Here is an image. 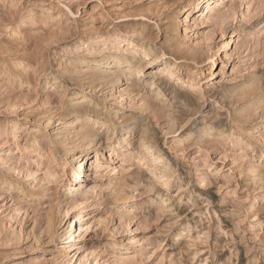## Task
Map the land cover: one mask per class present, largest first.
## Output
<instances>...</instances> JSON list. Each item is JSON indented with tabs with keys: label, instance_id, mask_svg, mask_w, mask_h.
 <instances>
[{
	"label": "rangeland",
	"instance_id": "rangeland-1",
	"mask_svg": "<svg viewBox=\"0 0 264 264\" xmlns=\"http://www.w3.org/2000/svg\"><path fill=\"white\" fill-rule=\"evenodd\" d=\"M198 1L0 0V264H264V0Z\"/></svg>",
	"mask_w": 264,
	"mask_h": 264
},
{
	"label": "bare ground",
	"instance_id": "bare-ground-1",
	"mask_svg": "<svg viewBox=\"0 0 264 264\" xmlns=\"http://www.w3.org/2000/svg\"><path fill=\"white\" fill-rule=\"evenodd\" d=\"M199 2H200V0L198 1V4L197 5H199ZM210 3H212V5H206V6H204V12H206V14H209V13H211L212 12V10H213V8H215V7H218L219 5H220V3H219V0H213L212 2H210ZM114 36V35H113ZM112 36V37H113ZM111 36H109L105 41H106V43H109V42H114V43H116L115 44V48H116V53L114 54V56H113V58L115 59V62L116 63H120V62H123V63H125V65L128 67V68H130L129 70H136V75L135 76H141L142 74H144V69H143V63L140 61V59L138 58V55H137V53H135V51H131L130 49H125V51L126 52H128V53H130L129 55L128 54H126V53H120V54H118L117 52H119V51H121L120 50V46H119V44H118V41L120 40V38L119 37H117V36H114L112 39L110 38ZM90 43H92V41L90 42ZM131 45H132V47H134V48H136V49H138L139 50V47L140 48H144L145 50H146V53L148 52V51H150L151 49H152V47H151V42H148V44L147 45H141V46H137L138 44L137 43H134V42H132V40H131V42H129ZM141 55V54H140ZM156 58L158 59V60H162L159 56H156ZM101 64V63H100ZM131 66V67H130ZM170 66L171 67H176L177 66V64H175V63H171L170 64ZM137 81H139V79L137 80ZM119 97V96H118ZM96 117V118H95ZM95 117H91V118H89V119H87V121L88 122H93L94 124H97V122H98V117L97 116H95ZM47 118V120L45 121V127L46 126H48L50 123H51V121H52V119H51V116H47L46 117ZM88 118V117H87ZM107 118H109V117H107ZM109 121V119L107 120L106 119V121H102L101 123H105V122H108ZM15 130H16V128H13V130H11L12 132H9L10 133V135H13V134H15ZM6 134H8V131H7V129L5 128V127H2V126H0V135H3V136H5ZM128 138V137H127ZM1 142H3V143H5V141H2V140H0ZM29 142L31 143L32 142V145H33V147H32V149H34V150H36L37 152L38 151H41V149H42V151H45V152H47L46 150H44L45 148H47L46 146V144L45 143H43L42 141H39L38 139H37V137H35V136H33L32 138H26L25 139V141L24 142H17V139H16V137H14L13 138V143L12 144H14V145H16V147L18 148V150H20L21 152H25L26 151V149H30L31 147H30V144H29ZM5 145H7V143L5 144ZM11 145V144H10ZM117 146V144H113V147H116ZM39 147V148H38ZM38 149V150H37ZM48 153V152H47ZM36 155H38V154H36ZM35 155V156H36ZM39 156V155H38ZM86 156H87V153H85L84 155H83V159L82 160H80V161H82L83 163L85 162V159H86ZM199 158V157H198ZM72 160L73 159H67L65 162H63L62 164H61V167L63 168V171H67V170H69V168H71V173H74V174H78V175H81L82 173H80L81 171H79V169L81 168V167H83L82 165H83V163H80L78 166H77V169L76 170H74V167L72 166ZM93 162V161H92ZM103 167V166H102ZM37 171V170H36ZM35 173H38V171L37 172H35ZM9 184H11L12 185V182H9ZM57 205V204H56ZM61 205V203H59V205H57V207H59ZM57 209V208H56ZM64 209V216H68L69 214H70V212L74 209V206H73V204H70V205H68V206H66V207H64L63 208ZM77 219V220H80L81 218L79 217V216H76V217H74V216H72L71 217V221H70V224H71V227H70V237H71V239H75V236H74V234L76 233V230H73V219ZM56 219V218H55ZM55 225H56V222H55V220H54V218H51L50 220H49V223H48V225H47V233H48V236L49 237H53V235H54V233H55ZM89 228H90V224H85V231H87V230H89Z\"/></svg>",
	"mask_w": 264,
	"mask_h": 264
}]
</instances>
